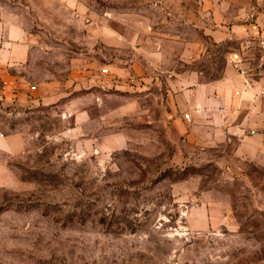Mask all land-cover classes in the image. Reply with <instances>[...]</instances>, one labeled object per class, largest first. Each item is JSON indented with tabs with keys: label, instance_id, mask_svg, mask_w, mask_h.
<instances>
[{
	"label": "rangeland",
	"instance_id": "obj_1",
	"mask_svg": "<svg viewBox=\"0 0 264 264\" xmlns=\"http://www.w3.org/2000/svg\"><path fill=\"white\" fill-rule=\"evenodd\" d=\"M76 9L49 7L43 23L59 33L43 36L28 67L6 70L23 76L26 103L6 98L0 75V133L22 145L0 148V264H264V126L254 133L240 112L216 145L173 138L155 87L114 60L134 54L107 48L109 26L142 41L141 21L164 33L145 39L179 36L168 45L188 46L202 79H221L232 55L253 47L242 34L264 0H79Z\"/></svg>",
	"mask_w": 264,
	"mask_h": 264
},
{
	"label": "crops",
	"instance_id": "obj_2",
	"mask_svg": "<svg viewBox=\"0 0 264 264\" xmlns=\"http://www.w3.org/2000/svg\"><path fill=\"white\" fill-rule=\"evenodd\" d=\"M58 5L60 12H63L64 7L77 10L79 0H0V75L7 83L6 98L26 103V91L22 88L26 84L21 83L23 76L7 74L6 70L28 67L35 45L39 44L40 49H45L44 44L47 45L43 36L59 33L57 28L55 32L48 33L47 25L43 23L49 20L46 10L55 7L58 11ZM43 6H46V9ZM37 9L41 22L34 15ZM76 15L79 21V14ZM118 17L124 20L122 16ZM140 22L137 21L135 24V35H141L142 41L134 44L126 35L121 34V31L109 26L107 48L117 51L124 49L134 54L130 60L120 55H115L114 60L123 61L134 67L141 87H150L149 83L151 87H155L154 108L162 118L159 120L167 125L166 129L173 138L183 136L184 141L188 140L189 144L192 141H199L205 147L216 145L218 139L223 136L225 128L223 123L227 121V117L232 118L240 112H245L242 125L251 126L253 132L258 133V128L264 126V95L261 92L263 79L254 77L250 86H246L243 76L233 64L231 68L226 69L221 79H202L189 64L191 61L189 47L178 51L168 45V40L176 41L179 36L172 34L159 38L160 43H154L156 41L154 37L145 39L144 35L164 33L150 30ZM35 23L39 29L33 27ZM245 31L242 36L250 35L253 47L248 51L238 49L235 53L242 56L244 64L254 65L258 62L257 39L264 37V10L257 14L256 22ZM210 33L217 39L224 36L222 30H211ZM43 40L44 44L41 43ZM145 62L151 69L149 74L144 71ZM45 99L55 98L46 95ZM128 105L131 103H124L119 112H127ZM185 112H190V118L184 117ZM239 128L242 130L240 126ZM17 138L16 134L6 137L0 133V148L16 152L22 146ZM254 138L255 136H247V140Z\"/></svg>",
	"mask_w": 264,
	"mask_h": 264
},
{
	"label": "built area",
	"instance_id": "obj_3",
	"mask_svg": "<svg viewBox=\"0 0 264 264\" xmlns=\"http://www.w3.org/2000/svg\"><path fill=\"white\" fill-rule=\"evenodd\" d=\"M256 45L259 49L257 55L258 62L256 64H244V60L239 53H234L232 55V63L237 68L238 73L243 76L246 86H250L254 77L263 79V89L261 92L264 95V37L258 38ZM36 87V84L31 86L32 89H35ZM190 116V112L184 113L185 118H190Z\"/></svg>",
	"mask_w": 264,
	"mask_h": 264
}]
</instances>
